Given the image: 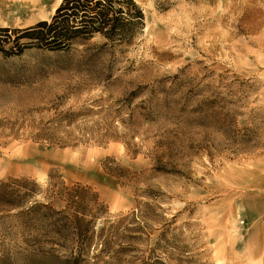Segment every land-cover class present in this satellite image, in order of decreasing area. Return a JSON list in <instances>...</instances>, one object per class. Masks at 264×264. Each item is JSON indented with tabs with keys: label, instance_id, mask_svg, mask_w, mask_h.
<instances>
[{
	"label": "rangeland",
	"instance_id": "374dc122",
	"mask_svg": "<svg viewBox=\"0 0 264 264\" xmlns=\"http://www.w3.org/2000/svg\"><path fill=\"white\" fill-rule=\"evenodd\" d=\"M60 1L0 0V25ZM137 2L131 43L0 53V182L40 189H0V264H264V0ZM58 179L99 194L79 256L21 212L64 207Z\"/></svg>",
	"mask_w": 264,
	"mask_h": 264
},
{
	"label": "trees",
	"instance_id": "16d2710c",
	"mask_svg": "<svg viewBox=\"0 0 264 264\" xmlns=\"http://www.w3.org/2000/svg\"><path fill=\"white\" fill-rule=\"evenodd\" d=\"M145 14L137 0H61L51 19H40L27 26L12 27L0 25V53L5 56L20 55L32 47L47 50H68L78 42H85L96 35L105 38V44L112 42L131 43L137 33L143 30ZM49 127L38 132L51 138ZM13 182L26 186L20 197L37 193L40 189L27 186L29 179L15 178ZM12 181H1L0 188L10 195H16L19 189L5 190ZM23 182V183H22ZM55 194L64 198V207H55L50 201H36L28 209L21 211L30 219L44 221L50 234V250H58L72 244V252L77 255L88 251L94 239L92 223L98 214L99 194L92 187L74 183L67 185L56 180L50 187ZM4 202L8 199L2 198Z\"/></svg>",
	"mask_w": 264,
	"mask_h": 264
}]
</instances>
